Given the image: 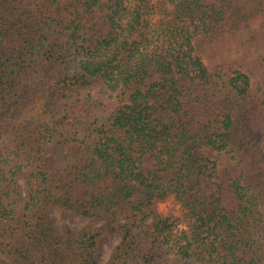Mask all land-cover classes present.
<instances>
[{
  "label": "trees",
  "instance_id": "obj_1",
  "mask_svg": "<svg viewBox=\"0 0 264 264\" xmlns=\"http://www.w3.org/2000/svg\"><path fill=\"white\" fill-rule=\"evenodd\" d=\"M263 151L264 0H0V264H264Z\"/></svg>",
  "mask_w": 264,
  "mask_h": 264
},
{
  "label": "rangeland",
  "instance_id": "obj_2",
  "mask_svg": "<svg viewBox=\"0 0 264 264\" xmlns=\"http://www.w3.org/2000/svg\"><path fill=\"white\" fill-rule=\"evenodd\" d=\"M31 86H34L35 83L33 80L30 81ZM29 98L25 97V102ZM18 104V103H17ZM57 106V105H56ZM14 112V110H12ZM13 117L12 114H10ZM15 116V115H14ZM255 138L259 140L260 134L255 135ZM130 149L133 157L137 160L140 166L144 169H149L151 171L156 170V163L149 153L143 154L140 152L137 144L130 145ZM67 154V150L64 148H58L55 145H48L44 150V158L51 160H61V158ZM264 156V151H263ZM161 179L166 182L172 178V173H159ZM165 205L166 209L164 212L159 210L160 205ZM157 210L159 213L168 214L177 221V229H184V223L181 219L180 207L179 204L174 201L172 198H168L157 205ZM205 212L207 213L206 217L211 214V207H205ZM48 218L51 226L59 234H62L66 230L79 231L89 225V222L85 219L71 215L68 212H64L57 208H49L47 211ZM184 227L181 228L180 226ZM120 241V235H105L100 243V247L97 252V261L98 264H107L108 260Z\"/></svg>",
  "mask_w": 264,
  "mask_h": 264
},
{
  "label": "clouds",
  "instance_id": "obj_3",
  "mask_svg": "<svg viewBox=\"0 0 264 264\" xmlns=\"http://www.w3.org/2000/svg\"><path fill=\"white\" fill-rule=\"evenodd\" d=\"M165 209H166V206H165V205L162 204V205L159 206V210H160L161 212H164ZM180 227L183 228L184 226L181 225Z\"/></svg>",
  "mask_w": 264,
  "mask_h": 264
}]
</instances>
